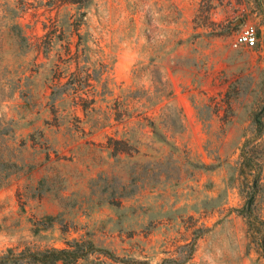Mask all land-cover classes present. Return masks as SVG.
<instances>
[{
    "label": "rangeland",
    "instance_id": "1",
    "mask_svg": "<svg viewBox=\"0 0 264 264\" xmlns=\"http://www.w3.org/2000/svg\"><path fill=\"white\" fill-rule=\"evenodd\" d=\"M248 25L258 43L234 46ZM263 106L264 0H0V163L13 164L0 256L82 239L95 250L77 264H264ZM247 141L262 190L250 219ZM171 180L178 244L125 202ZM108 203L118 225L147 222L156 242L135 244L149 259L116 251Z\"/></svg>",
    "mask_w": 264,
    "mask_h": 264
},
{
    "label": "crops",
    "instance_id": "2",
    "mask_svg": "<svg viewBox=\"0 0 264 264\" xmlns=\"http://www.w3.org/2000/svg\"><path fill=\"white\" fill-rule=\"evenodd\" d=\"M173 83L175 87V92L178 94L177 101L179 102L180 105L188 107L190 105V99L185 93H181V90L183 89L181 75L173 76ZM90 178L91 176L85 179L87 185L89 184ZM178 186H179L178 181L171 180L167 185L165 184V187L170 188L169 193L165 192V195H161L154 188L153 189L151 188L148 191V193L145 194L144 196L135 195L131 198H127L125 201L128 205H137L143 207V209L147 212H145V215L142 214L141 217L145 216L146 220L164 219L165 237H169L168 239L174 237L175 238L174 242L177 244L179 242L178 240H176L178 234L177 232L173 234V229L175 228V223H176L174 220L175 218H180L179 209L186 202V200L180 196L178 192ZM112 206L113 205H111L110 203L100 206L99 209L97 210V214L99 215V217L105 218L107 216L105 213H111V212L114 213L113 222L115 224L111 228V230L114 235L113 239L116 241L114 245V247H116V251L122 253L124 252L125 254L128 253L133 255H139L140 258L149 259V256H145V254H149L148 252H146L148 251V246L146 245L145 247V249L147 248V250L142 251V253H140L142 248H137V245L135 244V242L139 241L138 239H140L137 238L138 234L139 236H144L143 238L144 240H142V242L144 241L150 242L152 239H153L152 244L156 242V238L155 237L152 238V234L148 232L146 229L147 222L146 224L145 223L142 224L141 222H139V224L136 226L139 228L137 230H134L135 227L128 226V224L118 225L117 224L118 218L115 214L116 211L115 208H113ZM146 206H150L151 209L150 208L148 209V207ZM106 228L110 229L109 226H107ZM109 241L110 239H107L105 245H108ZM186 241H189V239ZM143 244L142 247H144ZM168 254L169 255L171 254L173 256L175 255L171 253L169 251V248L168 247L166 248L165 245V257H167Z\"/></svg>",
    "mask_w": 264,
    "mask_h": 264
},
{
    "label": "trees",
    "instance_id": "3",
    "mask_svg": "<svg viewBox=\"0 0 264 264\" xmlns=\"http://www.w3.org/2000/svg\"><path fill=\"white\" fill-rule=\"evenodd\" d=\"M264 106L255 115V124L261 129L263 127L262 114ZM151 125L153 123L151 122ZM253 150L250 149L249 141L245 142L242 151V167L247 168L252 174V179L249 182L250 190L246 196L243 207L239 210L241 214L250 219L253 215V210L256 205L257 197L261 190V174L255 164V156ZM2 151L0 150V156ZM13 164L10 161L0 163V187L6 184L12 173ZM112 204V203H111ZM52 216H49L51 218ZM264 247V240L262 241ZM95 250L94 244L89 240L73 239L67 242V246L63 248L49 247L45 249H36L33 247H25L22 250L8 248L7 251L0 256V264H77L82 258H85L90 252ZM109 257L117 259V257L107 251ZM124 261V260H123Z\"/></svg>",
    "mask_w": 264,
    "mask_h": 264
},
{
    "label": "built area",
    "instance_id": "4",
    "mask_svg": "<svg viewBox=\"0 0 264 264\" xmlns=\"http://www.w3.org/2000/svg\"><path fill=\"white\" fill-rule=\"evenodd\" d=\"M258 35L257 28L254 25H248L236 34L233 44L236 47L242 45L254 47L258 43Z\"/></svg>",
    "mask_w": 264,
    "mask_h": 264
}]
</instances>
